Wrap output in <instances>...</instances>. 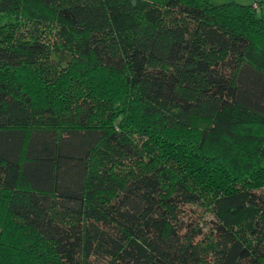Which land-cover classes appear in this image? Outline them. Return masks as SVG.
I'll return each instance as SVG.
<instances>
[{
  "label": "trees",
  "instance_id": "trees-1",
  "mask_svg": "<svg viewBox=\"0 0 264 264\" xmlns=\"http://www.w3.org/2000/svg\"><path fill=\"white\" fill-rule=\"evenodd\" d=\"M252 3L0 0V264H264Z\"/></svg>",
  "mask_w": 264,
  "mask_h": 264
},
{
  "label": "rangeland",
  "instance_id": "rangeland-1",
  "mask_svg": "<svg viewBox=\"0 0 264 264\" xmlns=\"http://www.w3.org/2000/svg\"><path fill=\"white\" fill-rule=\"evenodd\" d=\"M214 4L220 5V4H225V3H231V2H237L241 4H248L250 0H213L212 1Z\"/></svg>",
  "mask_w": 264,
  "mask_h": 264
},
{
  "label": "built area",
  "instance_id": "built-area-1",
  "mask_svg": "<svg viewBox=\"0 0 264 264\" xmlns=\"http://www.w3.org/2000/svg\"><path fill=\"white\" fill-rule=\"evenodd\" d=\"M261 2H264V0H253V3H252L253 8L255 10H261V6H260Z\"/></svg>",
  "mask_w": 264,
  "mask_h": 264
},
{
  "label": "crops",
  "instance_id": "crops-1",
  "mask_svg": "<svg viewBox=\"0 0 264 264\" xmlns=\"http://www.w3.org/2000/svg\"><path fill=\"white\" fill-rule=\"evenodd\" d=\"M213 1V0H212ZM253 2V0H250V2L248 4H251Z\"/></svg>",
  "mask_w": 264,
  "mask_h": 264
},
{
  "label": "water",
  "instance_id": "water-1",
  "mask_svg": "<svg viewBox=\"0 0 264 264\" xmlns=\"http://www.w3.org/2000/svg\"><path fill=\"white\" fill-rule=\"evenodd\" d=\"M133 4H135V2H133Z\"/></svg>",
  "mask_w": 264,
  "mask_h": 264
}]
</instances>
